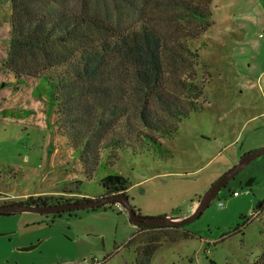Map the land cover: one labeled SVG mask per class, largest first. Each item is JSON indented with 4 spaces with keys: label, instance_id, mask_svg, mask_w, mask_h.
Returning <instances> with one entry per match:
<instances>
[{
    "label": "rangeland",
    "instance_id": "rangeland-1",
    "mask_svg": "<svg viewBox=\"0 0 264 264\" xmlns=\"http://www.w3.org/2000/svg\"><path fill=\"white\" fill-rule=\"evenodd\" d=\"M210 11L209 27L194 38L192 21L160 12L155 22L159 34L189 41L192 52L186 66L165 65L161 89L175 98L182 92L170 83L193 79L202 90L197 110L175 131L144 129L119 145L110 137L125 124L116 121L98 145L92 138L85 156L64 135L67 122L36 81L19 82L3 68L11 8L0 0V203L35 191L100 197L102 178L118 174L128 181L126 194L140 215L191 213L214 181L264 145V0H211ZM159 107L149 100L156 120ZM126 112L132 128L142 127L133 110ZM263 199L264 154L222 187L198 218L159 231L150 264H250L264 248V209L256 210ZM182 229L190 235L182 236ZM137 232L117 204L70 214H3L0 264H133L143 237Z\"/></svg>",
    "mask_w": 264,
    "mask_h": 264
},
{
    "label": "trees",
    "instance_id": "trees-1",
    "mask_svg": "<svg viewBox=\"0 0 264 264\" xmlns=\"http://www.w3.org/2000/svg\"><path fill=\"white\" fill-rule=\"evenodd\" d=\"M8 3L11 18L2 66L19 82L27 78L36 81L53 112L67 122L64 135L70 144L83 150V155L88 154L92 138L98 145L116 121L125 124L122 131L110 137L112 143L119 145L130 134L144 129L175 131L185 116L197 110L202 90L193 79L180 78L170 83L182 92L175 98L164 95L161 89L165 65L186 66L187 56L192 52L189 41H174L159 34L155 22L160 12L174 21H192L197 26L190 37H197L211 23V0H8ZM151 99L160 105L157 120L148 110ZM129 109L142 127L130 126V114L126 112ZM101 184L104 188L101 196L126 193L128 189V181L118 174L104 176ZM86 199L92 197L30 195L12 202L56 204ZM263 209L264 199L256 205L257 211ZM135 227L136 236L143 237L134 249L133 264L151 263L159 247V231L182 228ZM189 235L183 230L182 236ZM133 237L127 246L133 244ZM250 264H264V248Z\"/></svg>",
    "mask_w": 264,
    "mask_h": 264
},
{
    "label": "water",
    "instance_id": "water-1",
    "mask_svg": "<svg viewBox=\"0 0 264 264\" xmlns=\"http://www.w3.org/2000/svg\"><path fill=\"white\" fill-rule=\"evenodd\" d=\"M264 154V145L259 148L243 154L236 164L227 172L214 181L210 187L200 196L194 203L191 213L186 215H163L146 217L138 213V211L130 204L126 193L117 195H106L98 198L56 203V204H25L21 202H12L0 205V215L15 214L21 212H34L45 215L60 214L80 209H95L105 207L112 204L119 205L127 214L129 221L134 226H184L194 219L198 218L201 213L208 207L210 202L219 194L222 187L233 179L242 169L250 162ZM247 184H250L248 182ZM28 249V248H27Z\"/></svg>",
    "mask_w": 264,
    "mask_h": 264
},
{
    "label": "crops",
    "instance_id": "crops-1",
    "mask_svg": "<svg viewBox=\"0 0 264 264\" xmlns=\"http://www.w3.org/2000/svg\"><path fill=\"white\" fill-rule=\"evenodd\" d=\"M8 2V0H6V3ZM8 21V24H9V18L7 19ZM9 27H10V25H9ZM9 27H8V31H9ZM7 45H8V43H7ZM53 174V173H52ZM51 174V175H52ZM46 180V183H52V180L51 179H45ZM2 191H0V193H1ZM41 193V191H35V192H29V193H22V194H20V195H26V196H30V195H32V196H36L37 194H40ZM19 195V196H20ZM5 197H7V196H4V198ZM78 197V196H77ZM79 197H81V196H79ZM86 197H89V196H87L86 195Z\"/></svg>",
    "mask_w": 264,
    "mask_h": 264
},
{
    "label": "flooded vegetation",
    "instance_id": "flooded-vegetation-1",
    "mask_svg": "<svg viewBox=\"0 0 264 264\" xmlns=\"http://www.w3.org/2000/svg\"><path fill=\"white\" fill-rule=\"evenodd\" d=\"M7 203H12V201H3V202L0 203V205L7 204Z\"/></svg>",
    "mask_w": 264,
    "mask_h": 264
},
{
    "label": "built area",
    "instance_id": "built-area-1",
    "mask_svg": "<svg viewBox=\"0 0 264 264\" xmlns=\"http://www.w3.org/2000/svg\"><path fill=\"white\" fill-rule=\"evenodd\" d=\"M232 194H233L234 196H236V195H238V192H237V191H234V192H232Z\"/></svg>",
    "mask_w": 264,
    "mask_h": 264
}]
</instances>
